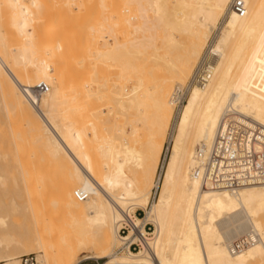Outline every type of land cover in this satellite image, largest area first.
<instances>
[{
	"label": "bare ground",
	"instance_id": "1",
	"mask_svg": "<svg viewBox=\"0 0 264 264\" xmlns=\"http://www.w3.org/2000/svg\"><path fill=\"white\" fill-rule=\"evenodd\" d=\"M48 1L0 0V96L60 175L53 204L74 231L56 256L41 237L38 264H264V185L213 190L193 176L198 149L213 143L229 109L264 128V0H242L244 17L234 0H98L95 22L83 23L77 5H92L58 0L65 7L58 23ZM216 30L212 78L176 112L175 96ZM42 84L49 91L37 99L31 90ZM140 124L151 132L146 141ZM8 181L0 174V187ZM9 183L20 191L17 176ZM76 193L88 197L79 202ZM137 209L155 237L139 254L119 253L131 240L121 224L129 217L140 224ZM25 210L0 206V235L11 213ZM245 238L251 245L234 253ZM0 264L21 258L0 251Z\"/></svg>",
	"mask_w": 264,
	"mask_h": 264
},
{
	"label": "rangeland",
	"instance_id": "2",
	"mask_svg": "<svg viewBox=\"0 0 264 264\" xmlns=\"http://www.w3.org/2000/svg\"><path fill=\"white\" fill-rule=\"evenodd\" d=\"M63 1L64 0H62V2ZM88 1L89 0L87 1L83 0V2H86V6L88 4L89 7L91 5L92 6L90 7V9L87 8V10L85 11H84L85 7L80 5L84 8L81 9L77 5V8L80 9L79 13L82 14L85 13L86 11L88 12L82 14L84 15L85 18L81 14H80L81 16L78 14V10L76 8L77 13L75 12V14H78V17L80 18L79 21L81 20L80 22L82 23L85 22L86 21L85 19H88L89 17L92 19L93 22H95L96 16L99 13L98 9L101 7L100 2H98V0H94L93 4H92V0H90V2ZM96 1L97 4L95 3ZM62 2H58V0H51V2H49L52 4L51 7L52 10L50 9L51 11L49 12H52L53 14L52 16H55V20L53 19L54 21L58 19H60L61 21L62 19H64L63 13L65 7H63ZM80 2H82V0ZM80 2L78 0L77 4H80ZM63 3H65V1ZM96 5L97 6L100 5V6L97 7ZM91 8L92 9L94 8L93 11H91L92 10ZM95 12L97 14L93 15L95 14ZM57 22L59 23V20ZM222 22L223 19L221 20L218 28L222 25ZM61 23L62 22H60V24ZM77 29L75 30L74 28H72V30L69 29L68 32L69 31L73 32V30L78 31ZM65 31L67 30H65L64 28V32ZM80 45L81 44H78L79 47ZM79 51L82 52L83 50L79 48ZM116 74L117 76L112 75L111 73L112 76L110 75L111 76L110 78L115 76L118 78L119 81H121L120 77H118L119 76L118 73ZM117 78H113V80L116 81ZM119 81L117 83H119ZM122 82L119 84H122ZM127 82L126 83L123 82V85L124 86L126 85L128 88H131L132 87L131 82L130 81ZM103 109L106 108L103 107ZM146 128L147 127L144 126L143 124L139 125V137L142 136L144 138V141L148 139L149 136L148 134L151 133L149 132L150 130H147L148 128L147 129ZM19 132L24 133L23 141H18L16 139V134ZM108 135L109 134L105 132V136ZM140 140L143 141V139L141 138ZM168 140H169V135L167 136L164 143L165 148L167 146ZM165 155H166V150H164L162 160L165 159ZM169 155H170L169 152H167V158L169 157ZM11 168H14L15 171L13 170L14 172H12V170H10ZM0 174L3 175L5 174L6 180L7 181L9 180L7 182V185L0 187V206L12 207V205L17 204L26 208V210L23 212L11 213L10 217L7 219L9 223L8 224L9 230L5 234L0 235V251L2 252V256L5 259H8V258H23L26 256L33 255L36 259H40V257L43 256L39 246V240L41 239V237L45 238L49 243L56 246V250L54 252V255L56 256L57 255L56 252H58V250L60 249H63V247L65 246L64 239H70L74 235L70 217L67 216V214L63 213L55 204H53V200H55L57 196L55 189L61 177L59 174L55 172L53 168H51L48 161L40 153L39 148L34 146L31 140L29 139V137L25 134V130L22 122H20V120L16 118L15 115L9 114V111L5 106L1 96H0ZM16 176L20 180V184H19L20 191H16L15 187H12V185L9 183L11 178ZM160 194H161V189L157 192L156 190L153 191L151 206L153 205V203L159 201ZM150 209L151 207H149V210ZM136 212H137V217L139 218L140 217L143 218L146 214V212L143 210L137 209L135 213ZM152 226L155 229V226L154 225ZM5 239H7L8 241H12L13 245L9 247V245L6 242L4 243V246H2V241ZM82 257L83 256L79 257L80 260L82 259ZM105 263L106 260H89V261L80 262V264H105ZM36 264H38V262Z\"/></svg>",
	"mask_w": 264,
	"mask_h": 264
},
{
	"label": "built area",
	"instance_id": "3",
	"mask_svg": "<svg viewBox=\"0 0 264 264\" xmlns=\"http://www.w3.org/2000/svg\"><path fill=\"white\" fill-rule=\"evenodd\" d=\"M233 10L241 17L247 14L245 3L234 0ZM216 30L210 40L209 46L197 65L191 80L175 96L176 111L182 109L187 102L189 94L194 87L205 86L212 78V68L218 59L213 54V45L218 35ZM24 92L33 101L32 97L39 99L49 91V87L42 84ZM193 176L198 178L202 185L213 190H227L236 192L249 186L264 185V128L229 109L222 117L213 143L201 147L197 151L196 166ZM157 192V191H156ZM76 199L83 202L87 199L84 193H76ZM137 224L132 217L129 222H122L120 234L122 238L130 237L125 241L124 248L119 252L141 253L144 247L149 248L155 237V229L146 221V214ZM251 245L247 238L233 243V252L239 253ZM37 259L31 255L21 258V264H36Z\"/></svg>",
	"mask_w": 264,
	"mask_h": 264
}]
</instances>
